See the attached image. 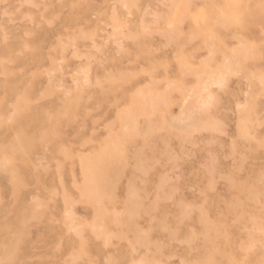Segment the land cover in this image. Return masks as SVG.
Segmentation results:
<instances>
[{
    "label": "rangeland",
    "instance_id": "obj_1",
    "mask_svg": "<svg viewBox=\"0 0 264 264\" xmlns=\"http://www.w3.org/2000/svg\"><path fill=\"white\" fill-rule=\"evenodd\" d=\"M140 261L264 264V0H0V264Z\"/></svg>",
    "mask_w": 264,
    "mask_h": 264
},
{
    "label": "bare ground",
    "instance_id": "obj_2",
    "mask_svg": "<svg viewBox=\"0 0 264 264\" xmlns=\"http://www.w3.org/2000/svg\"><path fill=\"white\" fill-rule=\"evenodd\" d=\"M126 2H127V0H126ZM121 36H123V35H121ZM123 37H124V36H123ZM214 46H215V45H214ZM215 47H216V46H215ZM209 48H210V47H209ZM218 48H219V47H218ZM220 48H222V47H220ZM220 48H219V49H220ZM209 56H210V55H209ZM206 61H207V60H206ZM224 62H226V60H224ZM226 63H227V62H226ZM223 64H224V63H223ZM229 66H230V65L228 64V67H229ZM222 67H224V66H222ZM222 67H221V68H222ZM223 69H224V68H223ZM180 70H181V69H180ZM218 74H219V73H218ZM205 81H207V79H205ZM220 81H221V80H220ZM210 82H211V81H210ZM214 82H215V81H214ZM210 84H211V83H210ZM212 85H214V84H212ZM217 86H219V85H217ZM85 87H86V86H85ZM164 89H165V88H164ZM177 90H178V88H177ZM138 93H139V92H138ZM167 93H168V92H167ZM175 93H176V92H175ZM140 94H141V93H140ZM139 96H140V95H139ZM79 97H80V96H79ZM191 97H193V96L191 95ZM140 98H141V96H140ZM184 98H185V97H184ZM142 99H144V97H142ZM72 100H73V99H72ZM75 102H76V101H75ZM151 102H152V100H151ZM153 102H154V101H153ZM154 105H155V103H154ZM186 105H188V104H186ZM154 107H155V106H154ZM180 107H181V106H180ZM193 112H194V111H193ZM199 112H200V111H199ZM192 114H193V113H192ZM192 114H191V115H192ZM200 116H201V115H200ZM194 119H195V118H194ZM195 120H196V119H195ZM195 120H194V121H195ZM7 121H8V120H7ZM197 124H198V123H197ZM197 124H196V125H197ZM188 125H189V123H188ZM190 126H191V125H190ZM143 128H144V126H143ZM143 128H142V129H143ZM125 130H126V129H125ZM139 130H140V129H139ZM139 135H140V134H139ZM6 163H7V161H6ZM84 181L86 182V180H84ZM95 210H97V208H96ZM102 210H103V209H102ZM102 212H103V211H102ZM105 236H106V235H104V237H105ZM228 237H229V236H228ZM105 240H106V239H105ZM211 246H212V245H211ZM220 253H221V252H220Z\"/></svg>",
    "mask_w": 264,
    "mask_h": 264
},
{
    "label": "snow or ice",
    "instance_id": "obj_3",
    "mask_svg": "<svg viewBox=\"0 0 264 264\" xmlns=\"http://www.w3.org/2000/svg\"><path fill=\"white\" fill-rule=\"evenodd\" d=\"M168 27L170 29H173V30L175 29V25L172 24V23H169ZM139 264H150V262H148V261H140ZM205 264H212V262H205Z\"/></svg>",
    "mask_w": 264,
    "mask_h": 264
}]
</instances>
